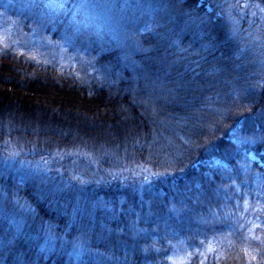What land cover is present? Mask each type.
<instances>
[{
	"label": "trees",
	"instance_id": "obj_1",
	"mask_svg": "<svg viewBox=\"0 0 264 264\" xmlns=\"http://www.w3.org/2000/svg\"><path fill=\"white\" fill-rule=\"evenodd\" d=\"M210 2L0 0V264H264V73L226 89Z\"/></svg>",
	"mask_w": 264,
	"mask_h": 264
},
{
	"label": "rangeland",
	"instance_id": "obj_2",
	"mask_svg": "<svg viewBox=\"0 0 264 264\" xmlns=\"http://www.w3.org/2000/svg\"><path fill=\"white\" fill-rule=\"evenodd\" d=\"M213 2L215 3V8H219L217 14L223 16V18H221L222 20L220 21L221 26L225 29L227 35L233 37V41H237L235 50L237 49L239 56L241 55V58L243 59V62L241 61L239 63H235L233 64V67L231 69H228L227 71H223L221 73L222 75H225L222 81L227 82L224 84L226 85L225 87L228 90L231 86L229 87L227 85L230 84L235 76L240 74L241 81L238 82H240L239 85H241L239 89L237 87H235V89H237V91L239 92H243L249 87H255L254 82L252 81L251 83V73L253 71L255 72L257 70H261L262 74L264 73V22L260 20V22L253 23L252 20V17L257 13H259L260 11L264 12V4L261 2V0H213ZM213 8L214 5L212 4V2L207 4L208 10L212 11ZM262 17L264 18V16ZM247 19H249L248 23L244 25L242 22ZM227 57L228 61L225 60L227 58H221L219 56L211 58L213 61L212 73L215 74L216 71L219 72V67L228 66L234 61L233 59H231L233 58L231 55H228ZM249 69H252L253 71H250ZM196 88V93H199L201 90H203V84L200 83ZM224 89L225 88H221V90ZM228 99L229 98L225 95H218L216 101L211 102L209 101V99H207L204 104L207 103L206 108L208 110L213 107L216 109H214L216 113L220 114L229 107ZM71 153L73 152L67 151L64 154H56V159L64 160L70 157L72 155ZM95 157L96 156L93 155V159L97 163V166L100 168L97 161L98 159H96ZM251 158L259 159V157L254 153H251ZM69 162L70 160L68 161V163ZM158 165L162 166L161 161L156 163V166ZM137 167L146 168L148 166L138 163ZM121 169L123 170V168H119L118 170ZM160 173L163 174L162 171ZM209 247L212 248L213 244L211 246L209 245ZM193 251L197 250L190 249L189 251H187L183 246L179 247L175 254L171 257V264H180L185 262Z\"/></svg>",
	"mask_w": 264,
	"mask_h": 264
}]
</instances>
